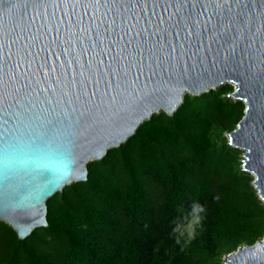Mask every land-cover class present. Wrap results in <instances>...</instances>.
Here are the masks:
<instances>
[{"label":"water","instance_id":"1","mask_svg":"<svg viewBox=\"0 0 264 264\" xmlns=\"http://www.w3.org/2000/svg\"><path fill=\"white\" fill-rule=\"evenodd\" d=\"M225 82L264 202V0H0V220L21 238L47 225V199L90 160ZM60 161L75 175L55 187ZM223 264H264V234Z\"/></svg>","mask_w":264,"mask_h":264},{"label":"trees","instance_id":"2","mask_svg":"<svg viewBox=\"0 0 264 264\" xmlns=\"http://www.w3.org/2000/svg\"><path fill=\"white\" fill-rule=\"evenodd\" d=\"M232 88L154 112L50 196L47 225L27 237L0 220V264H221L255 242L264 204L225 135L245 113Z\"/></svg>","mask_w":264,"mask_h":264},{"label":"clouds","instance_id":"3","mask_svg":"<svg viewBox=\"0 0 264 264\" xmlns=\"http://www.w3.org/2000/svg\"><path fill=\"white\" fill-rule=\"evenodd\" d=\"M16 161L13 159H9L7 163L13 164ZM74 161H60L55 164L53 167V171L55 173V181L52 185L55 187H61L64 183L69 181L74 175Z\"/></svg>","mask_w":264,"mask_h":264},{"label":"rangeland","instance_id":"4","mask_svg":"<svg viewBox=\"0 0 264 264\" xmlns=\"http://www.w3.org/2000/svg\"><path fill=\"white\" fill-rule=\"evenodd\" d=\"M225 83H226V82H225ZM228 83H230V84L232 85V87H233L232 90H231V92L229 93V95H230L231 97H233V96H232V92H233V90H234L235 84L232 83V82H228ZM216 88H217V87H216ZM216 88H215V89H216ZM233 98H234V97H233ZM234 99H236V98H234ZM225 135H226V136L228 137V139H229V137H230V131H226V132H225ZM229 141H230V139H229ZM233 146H234V145H233ZM239 149H240V158H239V159H240V162H241L240 167H241L243 170H245L244 167H243L244 149H242V148H239ZM247 172H249V171H247ZM249 173H250V175H251V177H252V178H250V179H252V180H251V184L253 185L254 189L256 190L257 195L259 196V194H258V190L256 189V187H255V185H254V174H253L252 172H249ZM259 198H260V196H259ZM262 201H263V200H262ZM263 204H264V202H263ZM188 227H189V225H188ZM188 229H190V227H189ZM226 256H227V254L224 255L221 264H223V262H224Z\"/></svg>","mask_w":264,"mask_h":264}]
</instances>
